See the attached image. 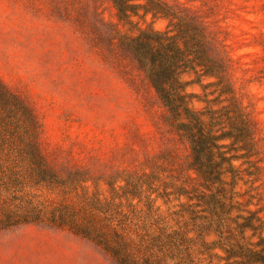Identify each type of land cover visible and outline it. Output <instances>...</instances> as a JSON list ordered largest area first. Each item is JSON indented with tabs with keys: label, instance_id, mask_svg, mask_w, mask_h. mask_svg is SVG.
<instances>
[{
	"label": "rangeland",
	"instance_id": "1",
	"mask_svg": "<svg viewBox=\"0 0 264 264\" xmlns=\"http://www.w3.org/2000/svg\"><path fill=\"white\" fill-rule=\"evenodd\" d=\"M133 3L139 17L125 23L113 0H0V84L35 114L40 155L60 177L82 172L100 194L119 176L154 172L169 190L196 178L189 143L128 47L141 31L180 25L224 79L183 74L193 107L232 100L250 121L261 167L252 208L264 212V0ZM20 137L31 138L23 126ZM3 228L0 264H117L68 228Z\"/></svg>",
	"mask_w": 264,
	"mask_h": 264
},
{
	"label": "trees",
	"instance_id": "2",
	"mask_svg": "<svg viewBox=\"0 0 264 264\" xmlns=\"http://www.w3.org/2000/svg\"><path fill=\"white\" fill-rule=\"evenodd\" d=\"M135 1L113 0L121 21L139 17ZM128 47L189 143L196 178L169 190L154 172L119 176L100 194L80 171L60 177L40 155L35 114L0 84V225L68 228L117 264H264V212L252 208L261 167L250 121L232 100L198 111L181 79L201 69L224 84L220 66L180 25L141 31ZM21 126L31 135L27 144Z\"/></svg>",
	"mask_w": 264,
	"mask_h": 264
}]
</instances>
